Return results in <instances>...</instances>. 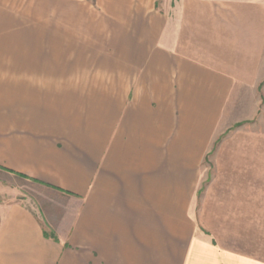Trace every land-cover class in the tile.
Wrapping results in <instances>:
<instances>
[{
    "label": "crops",
    "instance_id": "0c3cea01",
    "mask_svg": "<svg viewBox=\"0 0 264 264\" xmlns=\"http://www.w3.org/2000/svg\"><path fill=\"white\" fill-rule=\"evenodd\" d=\"M263 81L264 0H0V264H264V159L192 208Z\"/></svg>",
    "mask_w": 264,
    "mask_h": 264
},
{
    "label": "rangeland",
    "instance_id": "374dc122",
    "mask_svg": "<svg viewBox=\"0 0 264 264\" xmlns=\"http://www.w3.org/2000/svg\"><path fill=\"white\" fill-rule=\"evenodd\" d=\"M232 99L233 121L230 119L229 125L218 133L202 162L201 180L192 205L197 216L204 202L209 205L213 190L226 187L225 183L214 181L218 172L226 174L227 160L240 159L242 154L246 159H264V81L235 90ZM40 191L42 188L36 183L0 170V202L21 200Z\"/></svg>",
    "mask_w": 264,
    "mask_h": 264
}]
</instances>
